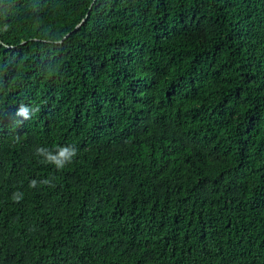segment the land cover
Wrapping results in <instances>:
<instances>
[{"label":"trees","instance_id":"16d2710c","mask_svg":"<svg viewBox=\"0 0 264 264\" xmlns=\"http://www.w3.org/2000/svg\"><path fill=\"white\" fill-rule=\"evenodd\" d=\"M0 264H264V0H0Z\"/></svg>","mask_w":264,"mask_h":264},{"label":"clouds","instance_id":"9594fccd","mask_svg":"<svg viewBox=\"0 0 264 264\" xmlns=\"http://www.w3.org/2000/svg\"><path fill=\"white\" fill-rule=\"evenodd\" d=\"M19 115H23L27 118L28 110L25 108H22L20 110ZM36 154L38 156L44 157L43 162L53 164L57 168V170H62L66 165H69L73 162V158L77 155V151L72 146H63V147H59L56 150L55 154H53L51 151H48L47 149L37 148ZM42 183L48 184L49 181L45 180V181H42ZM35 186H36V181L34 180L31 181L30 187H35ZM13 198L16 201H19V199H21V195H14Z\"/></svg>","mask_w":264,"mask_h":264},{"label":"water","instance_id":"95a60500","mask_svg":"<svg viewBox=\"0 0 264 264\" xmlns=\"http://www.w3.org/2000/svg\"><path fill=\"white\" fill-rule=\"evenodd\" d=\"M83 20H84V17H83L78 23H76V25L74 26L73 29H76V28L80 25V23H81Z\"/></svg>","mask_w":264,"mask_h":264}]
</instances>
